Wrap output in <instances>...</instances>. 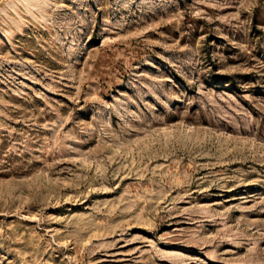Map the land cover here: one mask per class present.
<instances>
[{"label":"rangeland","instance_id":"374dc122","mask_svg":"<svg viewBox=\"0 0 264 264\" xmlns=\"http://www.w3.org/2000/svg\"><path fill=\"white\" fill-rule=\"evenodd\" d=\"M0 264H264V0H0Z\"/></svg>","mask_w":264,"mask_h":264}]
</instances>
